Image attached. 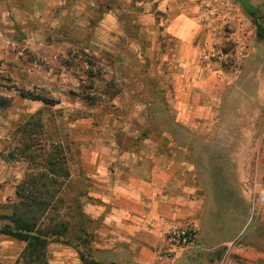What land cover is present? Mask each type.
Instances as JSON below:
<instances>
[{"label": "rangeland", "instance_id": "1", "mask_svg": "<svg viewBox=\"0 0 264 264\" xmlns=\"http://www.w3.org/2000/svg\"><path fill=\"white\" fill-rule=\"evenodd\" d=\"M160 1L0 0V94L12 99L0 109V227L11 223L4 215L16 209V186L41 176L37 199L47 204L34 208L36 227L62 223L44 264H139L127 237L115 239L112 205L83 166L89 148L106 147L116 162L142 145L188 162V197L215 211L201 230L196 215L171 223L156 248L160 262L168 264L174 225L193 220L204 241L236 234L226 211L234 193L246 200V221L223 251L241 246L251 255L230 250L217 264H264V41L237 0H185L190 20L174 25L167 18L178 10ZM247 1L264 23V0ZM221 191L225 203L216 200ZM25 245L0 234V264H27Z\"/></svg>", "mask_w": 264, "mask_h": 264}, {"label": "crops", "instance_id": "2", "mask_svg": "<svg viewBox=\"0 0 264 264\" xmlns=\"http://www.w3.org/2000/svg\"><path fill=\"white\" fill-rule=\"evenodd\" d=\"M188 1L191 3V0ZM186 6L185 0L158 2V7L166 11L178 10V14L167 18L170 25L185 19L190 20L185 10L191 6L187 8ZM99 148L101 149L86 150L88 157L83 169L90 181L96 180L102 187L99 196L106 200L105 203L109 202L112 205L108 214L109 218H115L117 221L113 227L115 239L127 237L134 250V259L139 264H164L159 261L156 248L162 244V234L171 226V223L173 224L179 218L185 219L189 215H196L201 230L203 217L207 220L210 219L211 214L215 213V211L200 210L202 200L197 196L189 198L186 193L187 188L191 187L187 182L190 183L193 167L183 158L181 161L168 158L167 152L153 145H142L135 151L119 152L115 155L116 162L110 161L114 159V156L108 155L106 147ZM169 150L184 153L186 148L170 147ZM176 171L184 176L179 177ZM220 186L224 185L220 184ZM191 188L195 190L194 187ZM218 196L216 200L221 203H225L228 199L227 194L222 191ZM230 196L233 203L226 205L232 206V211H226L228 215L234 216V222L238 223L236 234L227 240L218 238L213 241H204L199 234L196 243L176 250L171 264H213L211 263L213 257L216 261L214 264H217L216 259L220 254L230 255V250L231 255H236L234 257H250L249 251L241 246L223 251V246L228 240L240 237V228L246 221V211L242 207V203L246 200L240 194L232 193ZM235 200L241 202V206H238ZM140 210L143 211L144 217L138 216ZM104 212L101 211L100 214ZM218 217L221 218L220 214ZM139 219L143 220L142 225L145 227L142 230ZM214 233L213 229L209 235ZM233 264L244 263L234 262Z\"/></svg>", "mask_w": 264, "mask_h": 264}, {"label": "trees", "instance_id": "3", "mask_svg": "<svg viewBox=\"0 0 264 264\" xmlns=\"http://www.w3.org/2000/svg\"><path fill=\"white\" fill-rule=\"evenodd\" d=\"M237 1L245 13L252 18L257 38L264 41V23L262 16L257 13V7L252 6L247 0ZM17 90L23 98L46 102L40 94L32 93L28 89L18 88ZM83 98L87 100V97ZM11 102V97L0 94V109L10 106ZM53 161L49 160V164H53ZM65 174L67 175L66 171ZM39 178L41 179V176ZM39 178L32 179L28 182L22 181L16 186V209L11 215H4V217H9L11 223H5L0 227V234L8 235L26 243L24 252L27 255V264H44V261H42V257L44 256L43 250L49 242L50 237L60 236L62 234V230L59 228L60 226L62 227V223L57 224L59 227L54 225L48 230L36 227L37 212L34 208L47 204V201H38L37 199L40 194ZM63 230H65L64 227ZM91 264L98 263L92 261Z\"/></svg>", "mask_w": 264, "mask_h": 264}, {"label": "built area", "instance_id": "4", "mask_svg": "<svg viewBox=\"0 0 264 264\" xmlns=\"http://www.w3.org/2000/svg\"><path fill=\"white\" fill-rule=\"evenodd\" d=\"M198 239L197 224L193 220L185 221L179 225L172 226L166 235V244L169 249L167 251V262H171L172 253L175 249L186 247L196 243Z\"/></svg>", "mask_w": 264, "mask_h": 264}]
</instances>
